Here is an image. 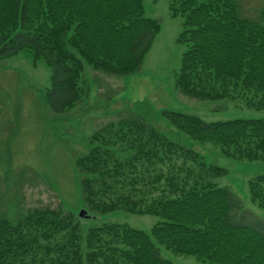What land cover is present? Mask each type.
I'll list each match as a JSON object with an SVG mask.
<instances>
[{
  "label": "trees",
  "instance_id": "obj_1",
  "mask_svg": "<svg viewBox=\"0 0 264 264\" xmlns=\"http://www.w3.org/2000/svg\"><path fill=\"white\" fill-rule=\"evenodd\" d=\"M1 4L11 13H0V22H10L0 27V57L27 49L34 61H44L50 85L40 96L56 114L81 99L87 87L86 64L114 76L136 73L160 29L157 19L145 16L143 0ZM170 11L183 18L178 42L186 46L175 80L178 92L200 100H243L247 107L264 110V3L255 18L243 15L240 0H171ZM161 113L177 130L219 146L226 155L264 160V118L206 122L182 111ZM117 122L120 130L114 136L126 157L119 160L103 147L115 123L109 124L93 139L99 143L77 159L81 193L99 212L124 209L159 216L150 234L120 223L91 227L84 258L73 224L63 221L66 213L34 208L23 218L34 228H28V239L18 227L9 228L0 220V264H29L25 258L33 246L35 256L42 249V263L36 264H81L82 258L95 264L97 257L107 264H174L162 257L158 245L194 256L201 264H264V221L251 212L238 214L243 209L240 199L218 183L227 168L206 162L198 151L169 138L138 113ZM148 183L157 196H147L143 187ZM117 184L127 189L96 204V197L111 194ZM248 189L264 206V174L249 179ZM53 228L67 232V243L50 256L47 249L57 244L50 239ZM40 242L46 246L39 247Z\"/></svg>",
  "mask_w": 264,
  "mask_h": 264
},
{
  "label": "rangeland",
  "instance_id": "obj_2",
  "mask_svg": "<svg viewBox=\"0 0 264 264\" xmlns=\"http://www.w3.org/2000/svg\"><path fill=\"white\" fill-rule=\"evenodd\" d=\"M143 2L145 16L157 19L160 29L140 70L114 76L86 64L84 81L87 87H83L81 99L62 114L52 112L41 99L40 95L50 85V69L43 60L34 61V55L27 49L15 56L0 57V220H6L9 228L18 227L27 239L28 228L32 225L26 224L23 218L34 208L43 207L62 209L61 215L66 213L63 221L73 224L84 258L89 250L85 244L91 227L120 223L150 234L152 227L161 219L159 216L131 213L124 209L99 212L90 208L81 193V176L76 164L78 158L99 143L94 141L101 137L96 134H103V129L112 123L115 124L111 126L109 142L103 147L123 160L126 157L125 148L114 136L120 130L121 123L117 121L134 113L142 115L169 138L198 151L206 162L227 168L228 173L218 179V183L228 186L240 199L243 209L238 210V214L251 212L264 221V206L252 199L248 189L249 179L264 174V160L226 155L219 146L192 139L177 130L161 113L164 110L182 111L213 122L232 118H264V110L247 107L243 100H200L180 94L175 80L186 49L178 42L183 18L171 15V0ZM240 3L243 15L255 18L264 0H240ZM0 13L10 14L11 11L1 4ZM8 24L10 22L2 18L0 27ZM121 188L122 185L117 184L111 194L96 197V204L106 197L116 198L117 193L127 189ZM143 189L148 197L158 194L149 183ZM58 219L61 220L60 217ZM53 230V238L50 239L57 244L47 249L50 256L63 250L67 243V232L63 233L58 228ZM36 237L43 239L39 234ZM45 246L44 242H40L39 247ZM158 246L162 257L174 264H201L194 256ZM30 249L32 251L25 258L26 263H42L38 260V256L42 257V249L38 250V256H35L34 246ZM84 258L81 264H86ZM96 260L95 264H107L102 257ZM46 264L52 263L47 261Z\"/></svg>",
  "mask_w": 264,
  "mask_h": 264
}]
</instances>
